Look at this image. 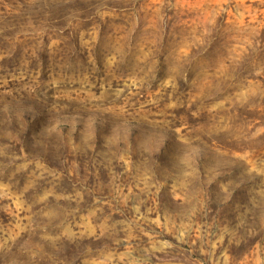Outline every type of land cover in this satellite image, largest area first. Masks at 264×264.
I'll return each mask as SVG.
<instances>
[{
	"label": "rangeland",
	"instance_id": "374dc122",
	"mask_svg": "<svg viewBox=\"0 0 264 264\" xmlns=\"http://www.w3.org/2000/svg\"><path fill=\"white\" fill-rule=\"evenodd\" d=\"M0 264H264V0H0Z\"/></svg>",
	"mask_w": 264,
	"mask_h": 264
}]
</instances>
